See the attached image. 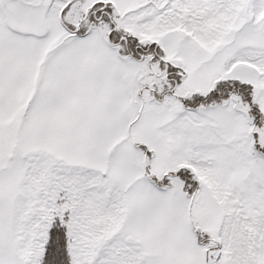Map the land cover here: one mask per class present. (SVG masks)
I'll use <instances>...</instances> for the list:
<instances>
[{
  "label": "snow or ice",
  "instance_id": "6c2138e0",
  "mask_svg": "<svg viewBox=\"0 0 264 264\" xmlns=\"http://www.w3.org/2000/svg\"><path fill=\"white\" fill-rule=\"evenodd\" d=\"M0 264H264V0H0Z\"/></svg>",
  "mask_w": 264,
  "mask_h": 264
}]
</instances>
